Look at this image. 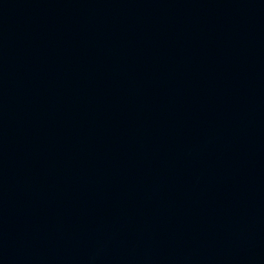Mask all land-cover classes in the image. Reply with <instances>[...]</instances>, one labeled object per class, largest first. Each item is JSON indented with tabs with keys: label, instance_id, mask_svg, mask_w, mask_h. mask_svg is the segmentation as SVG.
Instances as JSON below:
<instances>
[{
	"label": "water",
	"instance_id": "1",
	"mask_svg": "<svg viewBox=\"0 0 264 264\" xmlns=\"http://www.w3.org/2000/svg\"><path fill=\"white\" fill-rule=\"evenodd\" d=\"M0 264H264V0H0Z\"/></svg>",
	"mask_w": 264,
	"mask_h": 264
}]
</instances>
